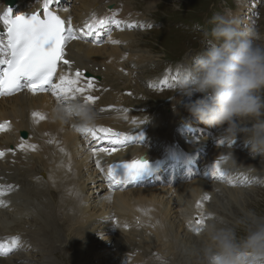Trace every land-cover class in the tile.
<instances>
[{
    "label": "bare ground",
    "instance_id": "6f19581e",
    "mask_svg": "<svg viewBox=\"0 0 264 264\" xmlns=\"http://www.w3.org/2000/svg\"><path fill=\"white\" fill-rule=\"evenodd\" d=\"M30 1L34 3V0H16V3L19 4L20 10L22 8H25V5L29 4ZM76 2V6L74 8L73 2ZM237 1V0H236ZM239 1V0H238ZM237 1V3H238ZM252 0H240L239 4V11L243 12L244 10H250L254 15L253 19L255 18L256 8L255 4L251 3ZM110 2L115 3L117 5L118 2H121L124 4L123 0H110ZM105 1L103 3L100 2V0H69L68 6H67V15L68 20L70 18L71 26L77 30V35L82 34L78 30L80 28H83V21L82 18L85 17L86 13L90 9H94L96 18L100 17L102 14V9L106 7ZM6 2L5 0H0V15H2V10L5 8ZM239 6V5H238ZM237 6V7H238ZM125 11H129L127 6L124 4ZM233 11V10H231ZM244 14V12H243ZM241 21V18H237ZM256 21V20H255ZM87 31V29H85ZM128 33V32H124ZM128 33V34H132ZM122 34H119L118 37L121 41L123 40ZM138 34V33H137ZM136 34V35H137ZM135 35V37H136ZM107 38V37H106ZM104 38V40L106 39ZM101 42V39L92 36L90 38V44H92L95 47L86 45L82 42H74L70 46V50L67 51V53L71 52V55H65V59H68L69 61L73 58L74 64H77L81 67L85 66L87 67L91 72H93V66L88 62L93 61L95 63L94 69L97 65H100L107 61V63L110 65L111 68L116 71L117 65L119 66L121 63V57L127 52L128 58L124 61L129 63L130 65L133 63L136 67L141 62H136L135 60L144 57L143 54H134L133 50L132 53L129 50V48H133L132 41L129 42V40H126V44L124 49L122 48V45L120 46H103V47H97L99 43ZM80 47L83 48V54H76L77 50L80 49ZM130 48V49H131ZM146 57H153V56H145ZM110 58V60H109ZM187 66H190L187 64ZM63 67V66H62ZM73 67V65H72ZM177 72L179 76H181L185 71H180L179 68H177ZM132 71H129V74L127 75V81L126 83L131 79ZM122 84L117 80L116 76H113L107 85L111 86V90L106 92L103 96V104H109L112 102H116L119 97L113 93L114 90L119 92L122 89H132L129 87H122ZM125 85V84H124ZM29 96L20 94L13 98L3 99L0 101V109L3 112V114L11 113L13 110V106L15 103L20 102L21 100H25L28 102ZM189 102L195 101L194 96L189 98ZM183 98L179 99V102H181ZM8 102V106H5L2 104V102ZM177 102V103H179ZM189 102L181 103L179 110L176 108V104L173 107V111L171 112L172 115L176 114L177 117L175 119L171 118L170 121L167 122L165 125L166 128H168L164 132H156L146 131V138L145 140L150 142V145L143 148H138L136 151H132L133 153L125 151L123 153V156H120L117 159H125L121 162H131L132 160H146L148 164H150V169L145 170L144 172L146 174L153 173L159 168H165L170 165H172V161L169 162V165H165L167 163V159H171L172 156L177 152L180 151V149H187L186 151L195 149L198 144L191 141L188 137V134L191 132L197 133L195 141L196 142H204L207 140L208 135L212 134V127L210 131H207L204 133V135H207V138L203 139L201 133V121L193 116L189 111H185L184 109H187L185 105ZM29 110L30 107L26 106L23 108L21 113L26 116H29ZM178 112L180 113L178 116ZM152 116V115H151ZM150 116V117H151ZM16 117H21L20 113H16ZM22 118V117H21ZM194 118L197 120V122H194ZM160 117H157L156 115L153 116L152 119V126L156 127L157 123L160 121ZM155 120H157V123H155ZM110 122V121H106ZM56 127V131L59 130V126L54 124ZM47 127V123H44L40 125L39 127H34V130L37 135H40L43 129ZM215 127V137L214 139L217 142L213 141H206L202 145L205 148V145H209V148H211L210 154L213 157L221 156L222 151L220 145H218V140L220 139V143L222 145V148H225L227 143H229L230 140L234 141V137L232 135H228L226 133L225 135H220V130L222 128H226L227 126H213ZM29 130V127H25ZM242 129V127H241ZM29 132H32L29 130ZM241 133V132H240ZM242 134V133H241ZM65 141V144L70 150L73 152V158L74 162L77 166V175H81V167L88 166V160L89 158L85 155H83L78 150V145L76 141L78 140V134L74 131H68L67 135L63 133L62 135ZM238 139L246 140V137H240V135L237 133ZM141 136L135 135V140H139ZM161 141V144L159 142ZM152 141L156 142L158 145H161L160 149L155 148L152 145ZM232 141V142H233ZM248 141V140H247ZM231 148V147H230ZM44 150H48L47 148ZM173 150V151H172ZM228 151V150H227ZM243 152V151H241ZM44 154H47L45 151ZM225 154V153H224ZM230 154L236 159L238 156H240L236 151H232ZM66 156V154H65ZM142 156H144V159H142ZM64 158V155L61 154V151L59 150L58 153H53L51 155L47 154L46 158H38L35 160V162L29 163V168H26V177L24 178L25 182L20 177L19 172H12V175H18L19 179L12 178L10 176V173L7 174L6 171L9 170V168H6L4 164H0V175L4 174L9 182H16L18 184V188L16 190V193H14L11 196L12 204L7 208L6 211L0 210V238L2 235L5 234H14L16 232H22L23 238L21 239V246L20 250L16 252V254L9 257L10 253L6 256H0V264H34V260L38 258L29 257L30 252H36L39 251L41 255V259H38L39 262L44 264H50L53 261V255L55 252H52L50 249V246H47V243H50V236L60 237V232L57 228H59L58 225V219L55 217V214L53 212V208H55L54 200H52V190L47 186L48 181H50L52 178L54 180L59 174V171H57V162ZM114 158L112 156H109L107 154H103L101 156V162L104 166L109 167ZM229 160L228 157H223L222 160H220V167L226 166L224 162H227ZM44 161L46 163H44ZM42 164V167H36L40 163ZM36 163V165H35ZM183 164L191 165L193 164V161L190 159L183 160ZM246 164L244 165V168H249V162L245 161ZM212 167L215 169V165L217 162L211 163ZM197 165V163H196ZM121 168H125L123 164L120 165ZM198 166V171H200V168H203L200 165ZM48 167L49 170L54 169L51 171L52 177L50 178L49 171L48 173L44 171V168ZM229 171H232L234 168L233 166H228ZM126 169V168H125ZM190 171L189 173H192L191 166H189ZM173 175L168 182V185L174 186V178H175V169L172 167ZM10 171V170H9ZM29 171L38 173L41 178L38 181L34 182L31 180L29 176ZM39 171V172H38ZM254 174V173H253ZM48 176L49 179H46L45 176ZM93 174H90L88 177V181L93 179ZM161 176V173H159ZM230 174L226 175L229 176ZM195 177H198V173L195 175L193 174H187L182 181L185 182L188 178L193 180L191 184L185 185L181 190L177 193V206L178 208V215H179V207H180V215L181 219L184 221V225L189 224V219L192 220L193 227L196 228L198 225L196 224V221H194L195 218L199 219L202 216H199L198 211V204L205 202L206 199H204L205 195H202L204 192L214 190L215 188L218 189V187L229 189L227 190L228 196L230 197L229 201L230 203H245L243 199H238L237 192H241V189H234V188H226L224 186L215 185V188H212V185H210L209 188H207V183L205 181H201L196 179ZM241 181V179H240ZM179 183L177 186H179ZM68 184V186H67ZM37 185H44V187H39ZM70 185H74L77 191L74 189H67ZM65 191L63 196V203L70 202L67 197L71 199L70 208L72 212H75L76 216L71 213V216L73 217L71 220L70 227L71 233L74 235L69 239V242H67V245L65 246V249H68L69 253L71 252L75 253V256L77 257L78 263L83 264L84 262H80L82 260H86V255L88 253V256H91L94 260L99 259L101 256H104L106 251L109 249V244L107 243L109 240L114 243L112 245L114 248L116 247L115 241L112 240V236H103L100 240L101 242L98 243L96 239L93 236L92 232L97 231L98 233L102 230H106L108 228H111V213L113 214V222L116 224L117 229L119 230V233H122L123 235H130L129 237L132 238L134 241L133 243L129 244V247H123L119 249L117 252H112L110 254L105 255L108 258L107 264H175L173 262L168 261L165 258H161L159 255L155 256L158 259H155L154 252L158 251L162 254V250L160 248H157V244L160 245H169V249L173 250L176 254V258L180 259V249L183 252H189L191 253L192 250H194V246H198V239L192 237L188 232L182 231V225L179 223L177 225L176 221L175 223L172 222L171 217L169 216L174 210L171 208V200L165 201L164 197L169 193L163 190H158V188H145V187H137L136 184H134L132 187H135L134 189L129 190L128 192H124L125 187L119 186L117 190H112L110 188H107L109 192V195L103 198L105 192L103 193V196L98 195L100 199H102V204L105 207H108V209L115 208L116 211L108 212V209L104 208L102 210L98 211L91 210V203H88L89 198H91L90 194H85V184L81 180H75L72 182H68L65 184ZM170 191L173 187H167ZM189 190L190 193L184 197H181V195L184 193V190ZM111 191L113 193H111ZM230 191V192H229ZM111 194L113 195L112 202L109 203V200H111ZM217 195V194H216ZM73 196V197H71ZM92 199V198H91ZM175 200V199H173ZM242 200L241 202H239ZM175 203V201H174ZM211 206L210 203H206L205 205ZM99 207V203H98ZM155 208V210L153 209ZM193 207L196 213L197 217L189 216L190 213L193 212ZM151 208V209H150ZM229 208V207H228ZM159 209V211H158ZM200 210H203L205 215V207L201 205ZM216 210V209H215ZM33 213L36 215L35 217H31L29 222H31L32 226H28L25 224L27 222L26 218H24L26 214ZM163 213L166 215H163ZM173 214V213H172ZM96 215V216H95ZM144 215V216H142ZM155 217H154V216ZM38 216L43 217V224L39 225L35 223L38 219ZM27 217V216H26ZM110 217V218H109ZM205 223H207V220L209 219V215L204 217ZM165 219H168L167 221ZM140 221V222H138ZM168 222V223H167ZM106 223V225L104 224ZM30 224V225H31ZM115 228V226H114ZM155 230V233L152 232ZM163 229L166 230L163 234ZM186 229V228H185ZM190 231V230H189ZM194 231V230H193ZM191 232V231H190ZM61 233H63V230L61 229ZM192 233V232H191ZM195 233V232H194ZM153 234V236L158 235V239L156 240L157 243L154 241H151L153 237L150 238V240H146L147 236ZM117 235V233H116ZM195 235V234H194ZM200 235V232H199ZM182 239L183 243L186 242L184 246H181L183 243L180 242ZM89 240V242H88ZM103 240H106L103 242ZM117 240H120L121 242L125 243L124 239H121L117 237ZM116 240V241H117ZM150 242L153 244L152 248L150 246ZM174 246H177L176 248ZM103 254L99 252V249H105ZM113 254V257L112 255ZM123 254V255H121ZM71 256V255H70ZM194 256V255H191ZM74 258V257H73ZM90 258V257H89ZM42 260V261H41ZM100 262V260H99ZM188 261L182 260V263L185 264ZM190 264H194L191 262ZM196 264V263H195Z\"/></svg>",
    "mask_w": 264,
    "mask_h": 264
},
{
    "label": "clouds",
    "instance_id": "9594fccd",
    "mask_svg": "<svg viewBox=\"0 0 264 264\" xmlns=\"http://www.w3.org/2000/svg\"><path fill=\"white\" fill-rule=\"evenodd\" d=\"M173 7L180 6L174 2ZM207 23L211 26L205 32L207 46L180 76L175 93L189 98L199 93L185 105L187 110L206 125L227 124L228 135L244 131L252 154L264 159V34L222 13ZM48 118L59 127L73 126L74 132L86 133L97 125L100 113L93 103L69 96L51 105ZM249 121L251 127L240 128ZM224 163L234 166L237 161L230 156ZM195 258L196 264H264V215L246 209L228 224L210 212Z\"/></svg>",
    "mask_w": 264,
    "mask_h": 264
},
{
    "label": "rangeland",
    "instance_id": "374dc122",
    "mask_svg": "<svg viewBox=\"0 0 264 264\" xmlns=\"http://www.w3.org/2000/svg\"><path fill=\"white\" fill-rule=\"evenodd\" d=\"M224 1H226L225 7L229 8L231 10L234 9L233 7H235L236 2L234 3L233 0H127L124 4L127 6V8L129 10L132 11V10L137 9V10H139L140 13H143L145 11L147 14H151L153 18H157L156 26H154V28H144L143 27L142 29L138 30L137 32H133L131 35L128 34V37L133 40L132 44H134V41L136 42V40H137V44L140 46V48L145 50V52H143L141 50V53H140V55L143 54L144 57H141L135 61L136 62H138V61L139 62H146V65L143 66L144 69L148 70L149 67L155 66L156 69L159 70L162 68V66H160L154 60H156L157 58H160V56L162 55V52H163V47L166 48V51L173 58H178V57L183 56L182 62H185L186 60H188L190 55L193 54L192 52H198L201 49H203V50H201L203 52L205 49V43L207 41V38L205 37V32L207 31V28L209 26V24L207 23L208 22L207 16L211 12L212 13L210 15H212L213 13H215L217 11H219L218 13L227 14L228 9L223 8L222 11L219 10V5L224 3ZM239 1H238L239 6L235 10L229 12L230 17L241 18V22H246V24L242 23V25L243 26H245V25L249 26V25H251V22H252L251 18L253 17L254 14L249 9L244 10L243 11L244 14H243V12H240L239 11V7H240ZM123 2H124V0H123ZM174 2L180 6L179 10L177 8L173 7ZM261 2H262V0H261ZM263 3H264V0H263ZM260 8H261V19L260 20L258 19L256 21L255 27L258 28L262 34H264V5L260 6ZM250 12H251V16L249 15ZM258 13L259 12L256 9L255 18L254 19L252 18L254 21L257 19ZM202 17H205L204 22H201V21L195 19V18L202 19ZM188 25L190 26V29L194 32L200 31L198 29H199V27H201L204 30V33L202 31H200L202 34L199 33V34L195 35V34H192L190 32H187L185 29L188 27ZM179 27L183 28L184 31L181 29H178ZM135 35L137 36V39H136ZM186 37H187V40L183 44H177V45L172 44L173 42L184 41L186 39ZM130 39H127V40H130ZM130 48H129V50L132 53L133 48H131V49ZM183 49H185V50H183ZM145 56H153V57H152V59H151V57H146V59H145ZM143 59H145V60L142 61ZM176 67H177V65L169 68L170 73L174 74ZM149 71H151V70L143 71V72L139 73V78H137V82L135 84L139 88V91H145L144 73H147ZM174 89H176V87L166 88L164 94L155 95L156 102L155 101L151 102L150 101L151 98L148 97L147 103L152 108L158 107L159 109L160 108L166 109L168 106L170 107L172 105L171 100L175 96V95H173ZM168 97H169V100H167L165 103H163V105L156 106L157 103L162 102L165 98H168ZM194 122H197V120L195 118H194ZM201 124H202V127H201L202 132L199 134L202 135L203 139L207 138V135L206 134L204 135V133L207 131H210L211 127H212L211 132L215 137V131H216L215 127L206 125L202 122H201ZM247 124H251V122L249 121L246 123H241L240 128L242 127V125L246 126ZM219 132H220V135H222V136L225 135L227 133V127L222 128ZM238 134L240 135V137H246V133L244 131H239ZM217 140H218V145H221L220 139H217ZM232 141L233 140H230L229 143H227L225 148H222V146H221V150H224V151H222L221 156H218L216 159L218 161H220L223 159V157L232 156V154H230V153L232 151H236L240 156H238L236 158L237 163L235 164V167L233 166V168H235V172H234V174H232L228 178L226 176L223 179H221V178H219V179L223 180V181H229L232 184V186L235 187L234 189H240L242 187L241 192L238 193L237 190L235 192H237L238 199H240V198L243 199V201H245V203H243V202L242 203H230V201H229L230 197L228 196V193L224 192V191H227L229 189H225V188H221V187H218V189H220L221 192H216L215 191L216 188H215L214 190H212L213 193H211L209 195L210 197L217 199L213 203V207H212V208H214V210L216 209L215 213L218 214L219 217H222L224 219V222L228 223V224L234 223L235 220L242 215V211L246 210V209H253V210H255V212L257 214L264 215V159H262V157L260 155L254 156L252 154L251 145H250L249 141L243 140V139H238V136L234 137V141L233 142ZM211 150L212 149L210 148V152H211ZM241 151H243V152H241ZM196 158H197V156H196ZM245 161L249 162V165H250L249 168H244L243 164H246ZM44 163H46V162L44 161ZM193 163H194V161H193ZM42 164L43 163H40L37 166L35 163L37 168L40 166L42 167ZM209 164H211V159L207 158V160L203 163V167H206ZM87 165L90 167V162H88ZM194 165L197 166L196 162L194 163ZM46 168H48V167L44 168L45 172H47ZM244 169H250V171H251V172H247V177H245V178H243L241 176V174L244 172ZM81 170H83V167H81ZM188 170L190 171V169H188ZM197 171H198V167H197ZM193 172H196V170L192 169V173ZM204 173H205V169H203L201 171L200 176L204 175ZM28 174H29L31 180L34 182V184H35V181H38L41 178V176L36 172L29 171ZM90 174H93V172H91ZM230 179H232V180H230ZM240 179H241V181H240ZM199 180H201V179H199ZM192 181L193 180L188 178L185 182H183L179 186H176V188H175V191H177L176 193H178V191L181 190L185 185L191 184ZM201 181H203V180H201ZM229 182H224L223 183L224 185H220V186L225 187L226 184H229V188H233ZM37 186L44 187V185H37ZM67 186H68V184H67ZM85 187H86V185H85ZM163 187L164 188L173 187V185H171V186L167 185V186H163ZM134 188L135 187H131L130 189H128L124 192H128L129 190L134 189ZM95 190H96V188H94V191ZM85 191H86V189H85ZM89 191H91V190H89ZM189 191H190V189L184 190V193L181 195V197L188 195L190 193ZM92 192H93V190H92ZM109 192L110 191H108V190L105 191L103 198L108 196ZM111 193H113V192L111 191ZM169 193L164 197L165 198L164 200L165 201L171 200V202H170L171 208H172V210H174L175 205H176V208H178L177 201H176L178 196L176 195L175 200H173L174 193L171 195ZM51 194H52V200H54L55 206L61 207L63 209V211H60V213H56V215H55V217L58 219L59 228H57V229L60 232V237L57 238L55 236H50V238H49L50 243H47V246L51 245L50 249L52 252H55V254L57 252H59V255L61 257V261H59V264H79L77 261V257L75 255H73V252H71V254H70L68 249H65V246L67 245V242H69V239L74 236L70 230V227H72L71 220L73 218L71 216V213L72 214L75 213V212H72L70 205H69L71 203V199L69 197H67V199L70 202H66L64 204L62 200H58L56 198V196H57L56 192L52 191ZM90 195L92 198V194H90ZM98 195H100V194L93 195V202L92 203H91L92 199L89 198L88 203H91L90 209L91 210L96 209L97 211H98V209H99V211L104 209V208L108 209V207L103 206V204H102L103 198L100 199V197ZM71 197H73V196H71ZM55 199H57V201H55ZM174 201H175V203H172ZM241 201L242 200H240L239 202H241ZM98 203H99V207H98ZM111 211H116V209L110 207V209H108L107 213L111 212ZM180 212L181 211H180V207H179V215H178V209L174 210L172 212L173 214L172 213L170 214L173 223H175V221L180 222V220H182ZM76 214H78V213H76ZM76 214H74V216H76ZM163 215H165V214L163 213ZM24 216H25L24 218H26V220H27V222L25 224H27L28 226H32V225H30L31 223L29 222L26 215H24ZM165 220L167 221L168 219H165ZM104 224L106 225V223H104ZM181 225L183 227L182 231L188 232L192 237L197 239V235H194L185 227L184 221L181 222ZM61 229L63 230V233H61ZM106 230H111V228H108ZM155 230L156 229H154V231L152 232L153 234L155 233ZM164 232H166L165 229H163V234H164ZM153 234L148 235L146 240L149 241L150 238L153 237L151 239V241H153V242L155 241L157 243L156 240L158 239L159 234H157L156 236H153ZM61 235H62V241L57 242L60 240ZM93 236L95 237V239L98 243L101 242V240H98V237L96 235L93 234ZM105 236H110V235H105ZM129 236L130 235H123L122 233H119L117 235L115 234L112 237L113 241L117 240V237L125 240V243L121 242L120 240H117V242L115 243L116 247H115L114 252H117L119 249H121L123 247H125V248L129 247V244L133 243L134 240L132 238H130ZM113 238H115V240ZM104 241H106V240H103V242ZM88 242H89V240H88ZM180 242L183 243L182 239L180 240ZM185 244H186V242L183 243L182 245L184 246ZM150 246L152 248H154L153 244L151 242H150ZM156 246H157V248H160L162 250L163 256L165 258H167L168 261H170V262H172L171 259H173L175 264H182V261H179V260H185L186 259L188 262L185 264H190L191 262H193L194 264L196 263L195 251H196L197 246H194L195 247L194 250H192L191 253H188L189 257H186L184 252L180 249V254H181L180 259L176 258V254L174 252H172L173 250L169 249V245L157 244ZM174 247L176 248L177 246H174ZM101 254H103V253L101 252ZM111 255L113 257V254H111ZM121 255H123V254H121ZM191 255H194V256H191ZM84 256L87 257V259L85 261H89L90 262L89 264H92L95 261L92 259L91 256H88V253ZM29 257L41 259V255H40L39 251L30 252ZM38 259H35L33 261L34 264H38ZM99 259H103V256H101V258H99ZM105 261L108 263L107 257H105ZM82 262H84V260H82ZM101 263L104 264V261L100 260V264ZM28 264H30V263H28ZM39 264H44V262L43 261H42V263L39 262ZM50 264H58V262L56 260H54V258H53V261Z\"/></svg>",
    "mask_w": 264,
    "mask_h": 264
},
{
    "label": "snow or ice",
    "instance_id": "6c2138e0",
    "mask_svg": "<svg viewBox=\"0 0 264 264\" xmlns=\"http://www.w3.org/2000/svg\"><path fill=\"white\" fill-rule=\"evenodd\" d=\"M54 3L55 0H43V16L35 11L17 15L13 13L11 7L0 15V25L3 26V32L0 33V95H11L22 90L32 93L50 92L57 102L61 98L79 96L86 103L94 104L98 97L86 94L87 90L94 88V80H85L84 72L79 69L70 75L72 62L65 59L66 47L69 41L77 38V30L71 26L70 18L66 27V21L51 9L50 6ZM112 23L119 26L122 21L109 17L94 19L78 31L84 37L98 38L103 29ZM126 26L132 27V25ZM112 43H119V41L113 40ZM62 66L67 71H64ZM31 115L36 123L47 119V114L39 111H33ZM7 123L0 125V131L4 130ZM98 132L103 135L98 136ZM86 133L97 140H106L112 144L111 148H93L94 155L98 156L101 152L112 155L117 152L116 145L121 141L118 139L113 141L112 137H120L121 133L104 127H94ZM18 147L21 150L31 148L35 151L37 146L22 142ZM3 155L4 152L0 151V156ZM96 164L100 165L99 159L96 160ZM121 164L126 168L124 177L117 173V168ZM148 168L149 164L146 160H132L130 163L117 162L109 166L108 179L115 184H126L128 181L135 180ZM101 171L104 169L102 168ZM213 175L221 179L226 177L227 173L220 167V162L215 165ZM204 199H210V197L205 196ZM196 224L198 226L195 231L199 233L205 224L204 218L197 219ZM18 239V237L14 238L12 245L8 247L0 244V256L8 255L16 246Z\"/></svg>",
    "mask_w": 264,
    "mask_h": 264
},
{
    "label": "water",
    "instance_id": "95a60500",
    "mask_svg": "<svg viewBox=\"0 0 264 264\" xmlns=\"http://www.w3.org/2000/svg\"><path fill=\"white\" fill-rule=\"evenodd\" d=\"M10 1V0H9Z\"/></svg>",
    "mask_w": 264,
    "mask_h": 264
}]
</instances>
